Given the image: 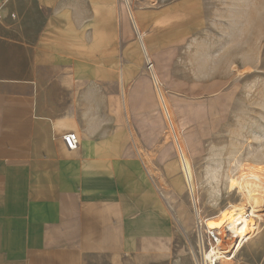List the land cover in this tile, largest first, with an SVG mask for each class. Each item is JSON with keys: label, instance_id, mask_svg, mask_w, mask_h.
Here are the masks:
<instances>
[{"label": "crops", "instance_id": "obj_1", "mask_svg": "<svg viewBox=\"0 0 264 264\" xmlns=\"http://www.w3.org/2000/svg\"><path fill=\"white\" fill-rule=\"evenodd\" d=\"M166 13L151 0H0V264L183 262L186 190L167 174L147 65L177 40Z\"/></svg>", "mask_w": 264, "mask_h": 264}, {"label": "rangeland", "instance_id": "obj_2", "mask_svg": "<svg viewBox=\"0 0 264 264\" xmlns=\"http://www.w3.org/2000/svg\"><path fill=\"white\" fill-rule=\"evenodd\" d=\"M151 3L166 8L161 30L167 39H177L164 54L152 57L153 69L171 101L175 126L191 159L199 206L204 216L214 215L237 199L225 177L235 161L264 163V0ZM165 123L167 153L174 158L166 170L169 176L179 172L170 179L179 192L186 190L177 210L179 221L189 226L181 233L183 262L176 264H198V219ZM238 260L264 264V249L242 250Z\"/></svg>", "mask_w": 264, "mask_h": 264}, {"label": "bare ground", "instance_id": "obj_3", "mask_svg": "<svg viewBox=\"0 0 264 264\" xmlns=\"http://www.w3.org/2000/svg\"><path fill=\"white\" fill-rule=\"evenodd\" d=\"M132 17H134L133 13ZM148 59H150L149 54ZM150 72L174 138L181 170L195 207L200 246L198 264H209L208 261L212 260L214 256H219L220 264H241L238 262L240 261L238 257L242 250L259 252L264 249V163L236 160L235 168L230 169L225 177L228 178V189L237 193V199L230 201L224 207H219L216 214L204 216L199 206L194 168L179 136L177 125L175 126L172 108L163 91L156 70L152 69ZM208 230H215L220 233L221 242L219 245L212 243L206 245L204 235ZM221 248L230 254L219 255Z\"/></svg>", "mask_w": 264, "mask_h": 264}, {"label": "built area", "instance_id": "obj_4", "mask_svg": "<svg viewBox=\"0 0 264 264\" xmlns=\"http://www.w3.org/2000/svg\"><path fill=\"white\" fill-rule=\"evenodd\" d=\"M148 68L151 71L153 69V64L152 62H148ZM63 140L66 144V146L70 150H75L78 148L79 145V137L76 132H67L66 134L63 135ZM205 236L207 239L208 244H215L219 245L221 242V235L218 231L215 230H208L205 232ZM230 253L227 252V250H224L223 248L220 249L219 255H229ZM219 256H214L212 260H209V264H219Z\"/></svg>", "mask_w": 264, "mask_h": 264}]
</instances>
